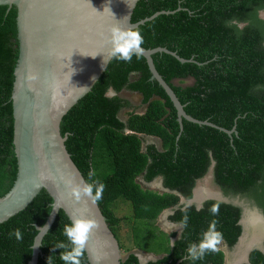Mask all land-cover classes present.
Here are the masks:
<instances>
[{"label": "trees", "instance_id": "16d2710c", "mask_svg": "<svg viewBox=\"0 0 264 264\" xmlns=\"http://www.w3.org/2000/svg\"><path fill=\"white\" fill-rule=\"evenodd\" d=\"M158 10L174 12L134 28L144 37L142 46H165L194 61L181 62L156 52L152 55L156 69L188 114L226 129L235 126L236 132L228 134L186 119L180 130L176 109L162 86L150 80L145 58L133 56L129 63L109 61L92 89L63 116L61 133H68L66 148L84 179L91 171L93 179L105 185L98 205L124 248L123 264H224L221 249L197 261L185 259L186 249L201 239L213 219L219 221L223 241L233 245L241 232L239 207L216 200L206 201L200 209L187 207V227L175 246L153 221L174 207L181 193L191 196L196 179L207 173L212 160L215 182L226 192L250 197L264 213V17L260 15L264 0H138L131 20ZM16 15L14 5L9 10L0 5V173L11 184L17 174L11 100L18 58ZM188 77L193 79L190 84L173 83ZM110 88L114 96L108 94ZM123 89L139 93L145 104L142 113L130 110L125 120L119 111L130 102L119 94ZM145 136L159 138L160 148L155 143L143 147ZM139 176L145 181L162 176L163 185L180 194L144 187ZM120 200L128 204L130 214L118 215ZM51 202L42 188L25 208L0 223V264H28L36 225L46 220ZM213 204L219 205L215 217L209 211ZM183 215L177 209L170 218L181 221ZM70 223L59 209L42 238L37 264H47L49 256L52 264H63L59 259L63 249L53 246L66 242L62 229ZM142 227L145 231L140 234ZM17 228L22 232L20 241L9 237ZM159 237L163 239L156 244ZM134 249L165 255L141 263ZM82 264H89L86 254ZM244 264H264V252L254 249Z\"/></svg>", "mask_w": 264, "mask_h": 264}, {"label": "water", "instance_id": "95a60500", "mask_svg": "<svg viewBox=\"0 0 264 264\" xmlns=\"http://www.w3.org/2000/svg\"><path fill=\"white\" fill-rule=\"evenodd\" d=\"M137 1L0 0V5H7V10L13 5L16 7L18 38V58L11 92L17 174L13 186L0 197V223L25 208L42 188L52 198L46 220L42 225H36L37 233L31 245L28 264H37L42 238L50 229L59 209L65 212L70 221L72 218H87L98 222L99 227L87 242L85 254L89 264H123L118 239L108 226L98 203L92 204L86 200L74 202L69 195L65 181L79 183L84 177L66 148L68 133H61L60 124L68 110L92 89L106 69L109 62L102 67L103 54L95 58L90 56L106 51L105 36L109 27L134 29L159 14L174 12L158 10L132 22L131 16ZM105 7L110 9L113 16ZM143 48L142 56L148 65L150 80H156L169 96L176 109L180 130L183 128L182 120L186 119L216 127L228 134L236 132L235 126L226 129L188 114L170 84L156 69L152 55L166 52L181 62L194 59L181 57L165 46ZM32 72L38 74L39 78L35 81L28 80ZM111 93H115L112 88L108 91L109 95ZM209 171L212 175V167ZM199 187L194 188L193 197L188 202L196 201L200 206L207 198L224 200L218 190H215L218 196L195 199ZM243 208L239 219L242 232L233 249L242 239L249 238L251 230L245 234L243 223L248 212L254 211L264 217L256 207ZM263 239L264 236L247 251L252 248L264 250ZM135 254L144 263L145 259Z\"/></svg>", "mask_w": 264, "mask_h": 264}, {"label": "clouds", "instance_id": "9594fccd", "mask_svg": "<svg viewBox=\"0 0 264 264\" xmlns=\"http://www.w3.org/2000/svg\"><path fill=\"white\" fill-rule=\"evenodd\" d=\"M105 8H107V10L112 14V12L110 11L108 7H105ZM143 44H144V37L142 36L140 30L124 29V28H120L119 26H111L108 28L107 35L105 36L106 51L102 53H97L90 57L95 58L98 54H103L102 67H104V65L107 62L112 61V60L129 63L132 61L133 56H135L137 60L141 58V56L144 53V48L142 47ZM84 56H87V55H84ZM38 78H39L38 74L34 72L29 73L28 75L29 81H35ZM81 89H85V88H81ZM111 95L114 96L115 93H111ZM127 132H129V130H127ZM94 176H95V173L90 171L88 173L87 180L82 178L79 183H73L71 180L65 181V185L68 188L69 195L71 196L74 202H80L82 200H86L87 202H90L92 204L99 203V201L103 197L105 185L98 180H94L93 179ZM189 206L190 204L185 203V206L180 209L182 212H184V215L182 217V220L179 222L172 223L171 219H168L167 217V215L172 212L173 207L166 208L159 214V215L161 214L164 215L167 219L166 226L169 228V232L170 231L171 232L170 233L164 232V231L163 232L167 234L166 236H168L171 246H175V243H176L175 240L178 239L177 235H174L175 227L177 225L179 227H187L188 215H187L186 210H187V207ZM165 210L167 211L164 212ZM209 211L214 217L218 216L219 205L213 204L210 207ZM254 219L257 222H259L261 220H264V217H261L258 214H254ZM218 223L219 221L217 219H213L209 223L208 228L202 233L201 239L196 243L189 244L188 248L186 249L185 259H188L191 261L203 260L207 254L216 253L220 251V249L223 251V249L220 248L219 246L222 243L223 235L220 231L217 230ZM98 227L99 225L96 220L87 219V218H72L70 224L64 225L62 229V235L66 237V242L58 241L53 246L54 248L63 249V251H61L59 255V259L63 261V264H82V260L84 258L85 252L87 251V242L91 234ZM43 229L47 230L46 227H44ZM9 237L10 238L15 237L17 241H20L22 239V232L19 228L14 229L13 231L9 233ZM229 250L230 249L227 248L228 252ZM142 252H146V251H142ZM147 253H152V252H147ZM138 254L140 255V258H142L141 253H138ZM225 254L226 253H224V255ZM151 255L153 257L145 259L144 262L159 258V257L157 258L155 257L159 254L153 253ZM51 257L52 256L48 257L47 264H52Z\"/></svg>", "mask_w": 264, "mask_h": 264}, {"label": "rangeland", "instance_id": "374dc122", "mask_svg": "<svg viewBox=\"0 0 264 264\" xmlns=\"http://www.w3.org/2000/svg\"><path fill=\"white\" fill-rule=\"evenodd\" d=\"M262 12L263 13L260 12V15L262 17H264V11H262ZM192 81H193V79L191 77L184 78V79H179V78L173 79V83L182 84V85L190 84V83H192ZM119 94L122 97L127 98L129 100V102H130V107L122 108L119 111V117L120 118L125 120L126 117H127L128 111H130V110H134L136 113H142L144 111L145 104H141V95L139 93L133 92V91H130V90H127V89H123V90H121L119 92ZM143 141L146 142V143L147 142H151V141L155 142L157 147H160V145H161V141L159 140V138L153 137V136H145ZM146 143H143V147H144V144H146ZM97 170H103V169L101 167H99ZM138 181L141 182L142 186L147 187L141 181V177H138ZM151 182L154 184V182H156V179H153ZM198 184H199V186L200 185L202 186V187L200 186L201 188L208 187L209 190H213V189L214 190H218V184L215 182V180L213 179L212 175H210V171H208L207 174L204 175V177L199 181ZM11 186H13V183L11 184V181L6 176L3 177L2 174L0 173V193L4 194ZM151 187H154V188H149V189L156 190L155 186L152 185ZM233 193L234 192H232L231 194H233ZM236 194L237 193H234L233 195H230V198L232 197V198H234V200H237L238 202L243 201L244 204L247 207L251 208V209L256 207V208H258L260 210V208L253 202V200L250 197H248L246 195L243 196L241 194H239V195L238 194L236 195ZM116 211H117L118 215H122V214L127 215V214H130V207L128 206V204L126 202H123V201L120 200L119 202H117V210ZM160 216L162 217L163 215L161 214V215H159V217ZM156 221L157 220H155L154 223ZM158 223L159 222H157L155 224H158ZM126 228H128V227H126ZM143 231H145L144 227H142V230L140 231V234H143ZM159 235H161V234H159ZM162 239L159 237V239L155 240V243L156 242H161ZM125 242H126V244H128V243H130V240L127 239V241L125 240ZM219 246H220V248L224 249L225 253L227 252V255H228L227 249L223 245H219ZM120 250H121V256H123L124 253H125L124 252V248H122ZM134 251H136L137 253H141L142 259H148V258L153 257L151 255L153 253H147V252H142V251L140 252L139 250H136V249H134ZM226 260L229 263H233L231 261V259L229 258V255L227 257H225L224 264H228Z\"/></svg>", "mask_w": 264, "mask_h": 264}, {"label": "flooded vegetation", "instance_id": "af4514ba", "mask_svg": "<svg viewBox=\"0 0 264 264\" xmlns=\"http://www.w3.org/2000/svg\"><path fill=\"white\" fill-rule=\"evenodd\" d=\"M147 141V140H146ZM144 143H146V142H144ZM149 143H155V142H147L146 144H144V147L147 145V144H149ZM158 148H160V147H158ZM213 165H214V162H213V160H212V162H211V165H210V167H212V173H213ZM209 167V168H210ZM210 170V169H209ZM208 170V171H209ZM207 171V172H208ZM207 174V173H206ZM141 177V181L144 183V185L145 186H147L148 188H154V187H151L152 185L153 186H155V188H156V190H158V191H161V192H164V191H171V192H174V193H176V194H180L179 193V191H177V190H170L169 188H167L166 186H164L163 185V178H162V176H157V177H155L154 179H156V182H154V184L151 182V181H145L144 180V178H143V176H140ZM204 177V176H203ZM203 177H201V178H198V179H196V181H195V184H194V186L191 188V196L190 197H185L182 193L180 194V200H179V202L172 208V212L171 213H169L168 215H167V217H168V219H171L170 217L172 216V215H174V212H175V210H177V209H181V208H183L184 206H185V203H188V204H190V206L191 205H193V206H195V208L196 209H200L201 207H203V205H204V203L206 202V201H209V200H216V201H219V202H223V203H227V204H232L233 206H236V207H239L240 208V217H241V215H242V212H243V210H244V206H246L245 204H244V202L243 201H240V202H238L237 200H234V198H230V195H233V194H231L230 192H226L224 189H222L219 185H218V191L219 192H221V195L223 196V199L224 200H218V199H216V198H207V199H204L203 200V202L200 204V206H198V203L196 202V201H193V202H188L192 197H193V190H194V188L195 187H197V186H199V181L203 178ZM212 177H213V179H214V175L212 174ZM141 183V182H140ZM214 190V189H213ZM196 191H197V189H196ZM215 191V190H214ZM237 195V194H236ZM239 195V194H238ZM182 196L184 197V198H182ZM241 197V196H240ZM261 210V209H260ZM262 211V210H261ZM249 213L250 214H252L253 216H254V214L255 213H253V211H249ZM257 214V213H256ZM264 214V213H263ZM240 219V218H239ZM171 222L172 223H175V222H179V221H177V220H171ZM239 222V221H238ZM240 224V223H239ZM183 229H184V227H179L178 225L175 227V233H174V235H177V238H179L180 236H181V234H182V232H183ZM248 230H251L249 227H248ZM254 230L255 231H259V235H254V243H257L258 241H259V239H260V237L264 234V223L262 222V220L261 221H259V222H257V221H255L254 222ZM241 232H242V230H241ZM241 232H240V234H241ZM251 233V232H250ZM250 236V235H249ZM263 245H264V239H263ZM220 245H223L226 249L227 248H229L230 250H229V252H228V255H229V258L231 259V261H232V254H233V252L236 250V248H237V246L233 249V245H228L225 241H223L222 240V243L220 244ZM253 246V245H252ZM249 247H247V249H248ZM247 249L243 252V255L244 256H242L241 257V259H239V260H237V261H235V262H233V263H229L227 260V263L228 264H244V263H249L250 262V255H251V252L254 250V249H257V250H260V251H262V252H264V250H261V249H259V248H252V249H249V251H247ZM223 251H224V249H223ZM247 252V253H246ZM225 253V252H224ZM246 254V255H245ZM227 255V252H226V254L224 255V258L225 257H227L228 256ZM224 262H225V260H224Z\"/></svg>", "mask_w": 264, "mask_h": 264}, {"label": "bare ground", "instance_id": "6f19581e", "mask_svg": "<svg viewBox=\"0 0 264 264\" xmlns=\"http://www.w3.org/2000/svg\"><path fill=\"white\" fill-rule=\"evenodd\" d=\"M201 187L197 188V191L195 192V199L200 200L201 198L206 197V196H218L216 191L209 190L208 187H203V188H201ZM253 213L256 214V212H254V211H253ZM255 221L256 220L254 219V216L252 214H250L249 212L244 217L243 223H244V226L246 229L245 234H247L248 227L251 229V233H250L249 238L242 239L240 244L237 245L236 250L232 254V262H235V261L241 259V257L244 256L243 252L247 249V247H251L252 245L255 244L254 243V235L260 234L259 231L254 230V222ZM262 222L264 223V220H262ZM262 236H264V234Z\"/></svg>", "mask_w": 264, "mask_h": 264}, {"label": "crops", "instance_id": "0c3cea01", "mask_svg": "<svg viewBox=\"0 0 264 264\" xmlns=\"http://www.w3.org/2000/svg\"><path fill=\"white\" fill-rule=\"evenodd\" d=\"M157 221L155 222V223H157V222H159L158 224H156L157 225V227H159L162 231H164V232H168V233H170L169 232V228L166 226L167 225V219H166V217L163 215L162 217L160 216V217H158L157 219H156ZM162 255H165L164 253H162V254H159V255H157V256H155L156 258L157 257H161ZM155 259V258H154Z\"/></svg>", "mask_w": 264, "mask_h": 264}]
</instances>
